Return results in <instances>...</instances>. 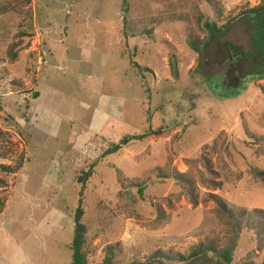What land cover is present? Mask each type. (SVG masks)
Here are the masks:
<instances>
[{"label":"rangeland","instance_id":"obj_1","mask_svg":"<svg viewBox=\"0 0 264 264\" xmlns=\"http://www.w3.org/2000/svg\"><path fill=\"white\" fill-rule=\"evenodd\" d=\"M124 1L0 0V165L23 158L15 176L0 173V264H71L81 193L89 264H102L110 245L115 264H146L156 250L225 238L215 205L193 208L172 172L235 211L264 212V182L253 175L264 171V80H241L225 97L224 68L195 69L191 42L206 35L198 19L217 21L206 3L127 0L126 14ZM263 1L221 0L224 19ZM247 25L225 38L246 53ZM149 129L164 134L103 156ZM143 182L145 202L130 188ZM254 221L243 223L232 264H264V219Z\"/></svg>","mask_w":264,"mask_h":264},{"label":"trees","instance_id":"obj_2","mask_svg":"<svg viewBox=\"0 0 264 264\" xmlns=\"http://www.w3.org/2000/svg\"><path fill=\"white\" fill-rule=\"evenodd\" d=\"M126 1L127 0L123 2V10L124 13L127 14L129 12V7L127 6ZM198 2L199 4L206 3L209 5L213 9L217 21L210 20L202 15H200V18L198 19L201 30L206 35H204L205 37L202 40L199 39L191 42L193 49L200 55L198 65L195 69L200 68L202 70L200 67L201 64H204V67L206 68H215V66L218 68H224V78L222 79L223 82H221L222 96L225 97L229 96V91L234 93L231 97L235 96L236 89L240 86L241 80L251 79L253 82L263 81L264 1L256 7L241 10L236 15L226 19H224V9L221 5V0H198ZM124 22L125 24L127 22L125 16ZM234 23L248 24L247 33L252 38L253 51H248V53H246L243 49L237 48L225 40ZM204 59L206 60L204 61ZM132 65H134L135 68L142 70V67L138 64L134 63ZM253 70H256L254 75ZM203 73L212 74L214 77L213 72L203 71ZM35 97H39L38 93L35 94ZM163 134L164 131L162 129H149L143 134L125 136L118 144L108 148L103 156L117 154L133 142H141L151 137L162 136ZM2 135L4 134L0 130V136ZM22 167L23 158H20L17 164L13 166L0 165V173L8 177L15 176L19 173ZM95 167L96 163L90 166L88 171L84 173V176L79 178V183L82 184L83 187H85L87 182L92 178ZM207 171L211 174L216 173L211 170L209 163H207ZM167 175L161 176L162 179L166 176V178L173 179L180 187L179 189L181 190V193L186 196L193 208L196 209L201 204L213 203L216 207V213L226 221L225 225L228 234L225 238H219V236L204 238L199 243L190 246L185 251L177 250L175 248L156 250L147 258L146 264H195L201 260H211L213 263L218 264H232L235 253L234 251H236L239 238L246 227L243 223L247 222V224L250 223L254 225V220L256 218L264 219V212L256 210L250 214L245 210L235 211L217 194L211 193L200 195L197 190L195 179L190 174L172 172ZM253 175L257 180L264 182V171L258 169L254 170ZM206 183V186L210 191H215L221 187L220 182H214L210 179L206 180ZM6 187H8L7 182L4 179H0V188ZM130 188L137 190V194L141 201H146L145 192L147 190L146 188H148L147 182L131 183ZM1 208L2 206L0 207V215ZM86 208L87 204L84 202L83 194L81 193V198L73 217L75 229L71 245V264H89V249H87L88 247L86 243L87 228L83 223ZM158 214L160 220H163L165 214L161 207H158ZM116 251V246H108L105 249V257L102 264H115Z\"/></svg>","mask_w":264,"mask_h":264}]
</instances>
